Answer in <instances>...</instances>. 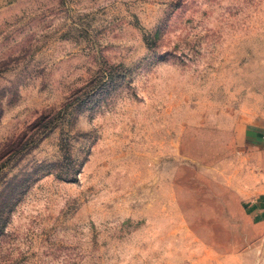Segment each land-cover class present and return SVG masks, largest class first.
Returning a JSON list of instances; mask_svg holds the SVG:
<instances>
[{"label":"rangeland","instance_id":"1","mask_svg":"<svg viewBox=\"0 0 264 264\" xmlns=\"http://www.w3.org/2000/svg\"><path fill=\"white\" fill-rule=\"evenodd\" d=\"M42 116L0 264H264V0H0V151Z\"/></svg>","mask_w":264,"mask_h":264},{"label":"trees","instance_id":"2","mask_svg":"<svg viewBox=\"0 0 264 264\" xmlns=\"http://www.w3.org/2000/svg\"><path fill=\"white\" fill-rule=\"evenodd\" d=\"M93 98H95L96 96H98V92H93ZM49 123L46 122V116H42L40 118H38L37 120H35L31 126L29 127V129L33 130L34 128H36V130L34 132H32L31 134H29L27 131L23 132L22 134H20L19 136H17L16 138H13L9 141H7L1 151H0V159L2 160V162L0 163V168L1 165L3 163H6L8 161H10L14 156H16L17 154H20L21 152L26 151V149H28V146L31 145V143L33 142V137L35 135V133L43 128L46 127V129H48V125ZM33 145V144H32ZM80 171V167L75 169L73 168L70 171H67V174H57L60 178L67 180V181H72L75 182L78 176V173ZM74 176L73 178H71L70 176L72 174Z\"/></svg>","mask_w":264,"mask_h":264}]
</instances>
